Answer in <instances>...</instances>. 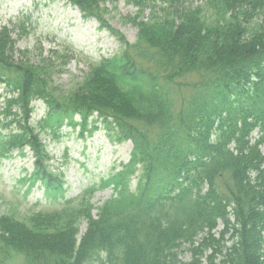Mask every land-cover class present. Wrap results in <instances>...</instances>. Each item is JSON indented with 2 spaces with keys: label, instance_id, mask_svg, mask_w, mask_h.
Here are the masks:
<instances>
[{
  "label": "trees",
  "instance_id": "1",
  "mask_svg": "<svg viewBox=\"0 0 264 264\" xmlns=\"http://www.w3.org/2000/svg\"><path fill=\"white\" fill-rule=\"evenodd\" d=\"M66 1L112 31L100 0ZM157 2L159 17L128 0L135 42L121 38L124 50L68 92L51 85L50 60L32 63L15 30L0 28V161L28 147L31 187L56 195L38 133L58 138L65 120L85 125L97 112L116 141L132 143L128 163L96 187L115 195L95 218L86 195L59 211L0 215V264H264V0ZM35 100L47 111L33 127Z\"/></svg>",
  "mask_w": 264,
  "mask_h": 264
},
{
  "label": "rangeland",
  "instance_id": "2",
  "mask_svg": "<svg viewBox=\"0 0 264 264\" xmlns=\"http://www.w3.org/2000/svg\"><path fill=\"white\" fill-rule=\"evenodd\" d=\"M102 1L107 7L108 24L128 42H134L138 29L125 19L135 17L138 9L128 4V0ZM150 2L146 0L157 16H162L157 0ZM149 15L150 11L146 9L142 11L141 18L147 21ZM20 20L24 22L27 32L20 38L14 35L17 50L29 52V59L33 63L50 58V83L60 92H68L80 83L90 62L98 61L101 57H112L121 48L115 38L100 30L98 23L85 19L76 9L59 0H0V27L11 28ZM45 112V106L36 102L32 125L35 126ZM97 127L92 133H84L82 139L79 128H63L59 140L55 141L40 134L52 158L47 166L48 173L61 184L64 191L63 197H58L56 201L45 196L40 183L28 194L29 184L20 183L33 171V157L28 149L21 156L14 152L10 159L3 160L0 164V215L23 218L38 211L59 210L66 200L75 199L90 184L110 176L114 166L127 161L131 145L116 142L99 124ZM89 129L90 126H87ZM135 185L136 178L131 181L130 189L133 190ZM112 194V189L95 192L91 198L94 214ZM84 229L85 224H82L80 234ZM180 258L188 262L190 255L183 251ZM8 264H20V260L11 259Z\"/></svg>",
  "mask_w": 264,
  "mask_h": 264
}]
</instances>
